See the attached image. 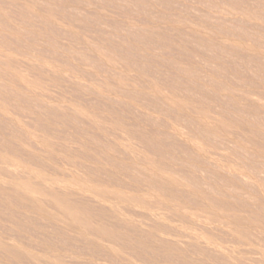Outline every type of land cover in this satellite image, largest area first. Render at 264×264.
Returning a JSON list of instances; mask_svg holds the SVG:
<instances>
[{"label":"rangeland","instance_id":"1","mask_svg":"<svg viewBox=\"0 0 264 264\" xmlns=\"http://www.w3.org/2000/svg\"><path fill=\"white\" fill-rule=\"evenodd\" d=\"M0 264H264V0H0Z\"/></svg>","mask_w":264,"mask_h":264}]
</instances>
